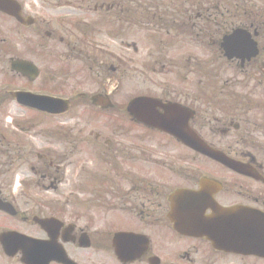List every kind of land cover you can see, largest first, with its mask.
I'll use <instances>...</instances> for the list:
<instances>
[{
    "label": "flooded vegetation",
    "instance_id": "af4514ba",
    "mask_svg": "<svg viewBox=\"0 0 264 264\" xmlns=\"http://www.w3.org/2000/svg\"><path fill=\"white\" fill-rule=\"evenodd\" d=\"M77 7L104 6L0 0V264H264V0ZM137 97L174 106L172 131ZM205 199L234 251L185 234Z\"/></svg>",
    "mask_w": 264,
    "mask_h": 264
},
{
    "label": "water",
    "instance_id": "95a60500",
    "mask_svg": "<svg viewBox=\"0 0 264 264\" xmlns=\"http://www.w3.org/2000/svg\"><path fill=\"white\" fill-rule=\"evenodd\" d=\"M147 99H136L135 101H133L129 107H128V111L132 114H136V116L139 115V113L141 112L143 121L145 122H150V118H151V114L154 113V105L151 104L149 101H146ZM140 107L142 109H140ZM211 234V231L207 230L204 232H199V231H195V234Z\"/></svg>",
    "mask_w": 264,
    "mask_h": 264
},
{
    "label": "rangeland",
    "instance_id": "374dc122",
    "mask_svg": "<svg viewBox=\"0 0 264 264\" xmlns=\"http://www.w3.org/2000/svg\"><path fill=\"white\" fill-rule=\"evenodd\" d=\"M92 16V15H89V17ZM88 50H91V48H89Z\"/></svg>",
    "mask_w": 264,
    "mask_h": 264
}]
</instances>
